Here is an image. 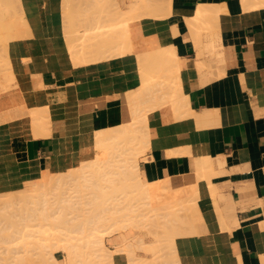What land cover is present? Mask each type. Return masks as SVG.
<instances>
[{"label":"crops","instance_id":"obj_1","mask_svg":"<svg viewBox=\"0 0 264 264\" xmlns=\"http://www.w3.org/2000/svg\"><path fill=\"white\" fill-rule=\"evenodd\" d=\"M163 1L161 16L147 10L119 27L135 0H0V28L8 23L7 37H13L6 40V29H0V197L43 171H66L93 158L94 132L129 122L132 110L152 103L147 98L133 104L126 97L146 90L143 81L151 77L154 85L143 96L171 95L179 109L168 99L146 111L141 178L168 181L161 202L193 196L194 214L200 216L192 225L196 232L174 236L168 264H264V0L155 4ZM68 4L72 22L90 12L91 20L85 17L91 23L70 25ZM214 7H220L218 13L204 17L213 18L211 28L206 19L198 29L188 24L196 9ZM71 27L78 34L69 33ZM64 31L77 36L70 39ZM82 31L107 32L109 45L98 59L76 65L66 43L79 42ZM166 51L173 54L169 65ZM39 106L49 116L43 131L30 117ZM103 241L113 252L112 264H129L120 231ZM54 255L62 259L65 252L57 249ZM136 256L149 257L140 250Z\"/></svg>","mask_w":264,"mask_h":264},{"label":"bare ground","instance_id":"obj_2","mask_svg":"<svg viewBox=\"0 0 264 264\" xmlns=\"http://www.w3.org/2000/svg\"><path fill=\"white\" fill-rule=\"evenodd\" d=\"M79 1L81 2V0H79ZM85 1H87V0H85ZM151 2H152L151 6L149 5V3H150L149 0H135V2L131 3L129 8L126 11V14L121 15V14H123L121 12V14H120L122 16L121 20L119 19L120 15L117 16L119 18H116V19L117 20L119 19L118 21H120V23L118 22L119 27H125L127 22L130 19H133V17L143 15L144 13L147 12V10L150 11V13L153 16L154 15L159 16L161 13L164 12V9H163V8H165L164 1L161 3L162 5L160 3H158V5L155 4V0H151ZM243 2H244V0H243ZM72 3L74 4L77 2L73 1ZM88 3H90V2L88 1ZM73 4H71V5H73ZM62 6H64V5H62ZM68 6L70 8L69 4H68ZM81 8H82V6H81ZM201 8L196 9L195 16L193 18L189 19L188 24L190 26H194L196 28L199 25L200 26L204 25V23H203L204 19H206L205 22L208 20V23L209 22L211 23L213 18L212 19H210V18L212 16H215L218 13L220 7L219 8L214 7V9H212V11L211 10L205 11ZM63 9H64V7H63ZM71 9H72V7L70 8V10H68L70 13L67 12V14H65V15H67V17H68V15H70L67 18L68 23L70 25L72 24L74 26L78 22H79V24L82 22L84 25V23H86V21H88L87 17H85V16H88V18L91 17V16H89L91 14L90 12L89 13L85 12L86 15H81V13H80L79 14L80 17L78 16L79 18L77 17V19H74V20H79L80 18H81V20L74 23L71 21V18L73 20V17H72L73 13H71L72 12ZM167 10H168L167 13L165 11L166 14L164 13L162 15L169 14L168 13L169 9H167ZM65 12H66V10H65ZM77 12L78 11H76V13ZM127 13H130V14H127ZM74 15H75V13H74ZM76 15H78V14H76ZM76 15L74 18H76ZM208 15H210L211 17L210 16H209V18L207 17L208 19L204 18ZM217 17H218V15L216 16V18ZM92 18H93V16H92ZM9 19L7 18L6 20H9ZM116 19L114 18V20H116ZM64 20H65V16H64ZM90 20H91V18H90ZM4 22H7V21H4ZM88 22H90V21H88ZM113 23H115V22H113ZM208 23L205 26H208ZM210 23H209V26L207 29H209V27L211 28ZM21 25H23V24H21ZM118 25H116V26H118ZM7 26H9L8 23H7ZM7 26H5V24H4V28L6 29L5 30L6 32L4 34L6 35V38L4 37L5 35H2L3 38H5L6 40H7V38L12 37V36L7 37V31H8L9 35L11 34V33H9V30H7L8 28H11V27H7ZM15 26L18 29L19 26H17V23ZM4 28H2V29H4ZM80 28H81V25H80ZM199 28H201V27H199ZM204 28H202V29H204ZM17 29H14V31L16 30L18 32L17 34L21 35V33H19L20 30H17ZM19 29H21V28L19 27ZM66 29H64V30H66ZM73 29L74 28H72V27L70 29L68 28V32L78 34V32H75L78 29L77 30L76 29L73 30ZM112 29L113 28H111V30ZM196 29H198V28H196ZM12 31L13 30L11 29L10 32H12ZM14 31H13V33H14ZM83 32L84 31H82V33ZM91 32H89V33L84 32L83 36H82V33H80L81 35H78V37L80 36L79 38H81V41L79 39H77L78 37L75 38V40L79 41V42L76 41L77 43H72V42H71V44H70V42L66 43L67 44L66 46L68 47V50L72 55L71 59L73 58V61L74 60L76 61V65L77 64L79 65V63L77 61H79V62L81 61L84 63L85 60L86 61H88L87 59L93 60L96 58V56L98 59L99 54L102 55L101 53H105L104 50L107 48V45H109L108 43H105V42H107L105 39V37H107V36L104 37L105 33H106V35H108L107 32H104V34L99 32V31H98L99 33H93L96 31H93L92 33ZM108 32L111 33L112 31H108ZM63 33L66 34L67 32L64 31ZM110 33H109V35H110ZM65 34H63V36ZM77 34H75V35L77 36ZM66 35L69 36L68 38H70V39H71V36H73V37L75 36V35H68V33ZM216 35H218V34H216ZM113 36H114V34H113ZM125 36H126V34H125ZM14 37H15V35H14ZM70 39H68V40H70ZM72 40L75 42L74 38ZM124 42L122 41V43H124ZM104 43H105L106 47L104 46ZM196 45L198 46L199 44L197 43ZM207 46L208 47L206 49H208L209 50L208 52L211 53L212 47L210 45H207ZM216 47H218V44ZM209 48H211V50ZM118 49H121V48H118ZM206 49H203V51ZM115 50H116V48H115ZM115 50L110 51V52H108L109 50H107L108 54L107 53L106 54L109 55V53H111V52L116 53ZM215 50L216 51L218 50V57H221L220 56L221 54H219L220 48H215ZM116 51L118 52L120 50H116ZM199 51L201 53L203 52L202 49L201 50L199 49ZM123 52H124V50L120 51V53H123ZM216 53H215V55H216ZM106 54H104V56H106ZM163 55L165 56V59L167 60V64H168V62H169V64H170V62L172 63L173 54H171L169 51H166L162 54V56ZM140 56H141V53H140ZM53 62H55V61H52V63ZM93 62H95V61H93ZM7 67H8V64H7ZM158 70H161V67H159ZM3 75L5 76L6 74H3ZM10 76H12V75H10ZM6 78H7V76H6ZM153 81L154 80L151 79V77L147 78L145 81H143V87L147 86L146 90L143 88V90L141 89V91H137V92L134 91L135 92L134 94L126 96L129 103L132 100L138 101L139 99L145 100L148 98L149 100H152V103L149 106H145V107L143 106L142 108L138 107L139 110L135 109L136 111L132 110L133 112L129 113L130 115L132 113L131 120L129 122L122 123V124L115 126V127H111V128H107V129H103V130H99V131L94 132V134H93L94 143H95V147L98 150V152L96 153V155L93 158L88 159V160H84V161H80V163L77 166L73 167L72 169H66V171L58 172L56 174L53 173L50 175L48 172L43 171L42 176L39 179L31 180L28 182L26 181L27 183H24V184H26V186L24 188L20 189L19 191L17 190L15 192H11V193L7 192L6 198L5 199L2 198L3 201H2V205L0 206V211L1 210L4 211L6 209L7 210L4 211L3 213H1L0 216L5 215V216L12 217L13 215H15V212H17V211L18 212L16 213V215H18L19 213L20 214L23 213L24 215L26 214V216H30L28 218H31V216H34L32 218H34V220H37L38 224L41 225L40 227H42V228H39V225H34L35 227L37 226L36 227L37 232L42 234L39 236L40 238L37 237L40 240L36 241V243L39 242V245H41V244L42 245L40 247L36 243L34 245H29L30 244L29 239H30L31 235L28 234L26 230L30 229L31 233H32V231H34V229L31 227L26 228L29 225V223L27 224V223L23 222V224L21 223L19 226V222H17V225H15L16 221L14 222V220H12L8 217H5L7 219V221L4 222L3 221L4 217L1 216L0 217L1 221L4 223L3 224H1L2 222L0 223V243H2L3 245H5L3 242L9 243V246H6V249L4 247V249H5L4 251H1V250H3L1 248H3V247H0V264H60V262H62L61 259H58L57 257H55V255L51 252L50 248L52 246L54 248L56 247V249H57V247H58V249L61 247L62 249L66 250L65 262H67L68 264H112V262H114V261H112V259H113L112 253L113 252L111 250H107L108 248L105 247L103 238H104V236L110 235V234L115 233L117 231H120L122 239H125V241H123L121 244H122L123 250L125 251V253L127 255V258H128L127 261L131 262V260H135V259H133L134 258L133 255H135V249L136 248H142V249L146 250V252L148 251L151 256H150V258H147L148 259L147 261L137 259L136 264H157L156 260L159 259V257H161V254H159L160 249L164 250V248H162V247H166V249L168 248L171 250L172 245H175V244H173V241H174L173 239H174V236L176 234H183V233H185V231H188L189 229H190V231H188L189 233L195 231L194 228H192V225L195 223L196 219L200 216H198V214H194V200H193L194 197L191 195L192 197L185 198L184 200H181L182 199L181 198L180 201H175L172 203L161 202V196L160 195H161V193L164 192V190L169 185L168 181H166L162 178L163 179L162 181L160 180V181L147 182L141 178V175L139 172V164H138V160L136 159V154L139 152V149L141 148L140 144L141 143L146 144L147 134L145 133L146 132L145 127L143 128V125H145V120H146V118H145L146 111L149 110L150 108L154 107L155 105L161 103V102L163 103V101H166L168 99L173 101L175 109H179V104H177V102L175 101L174 98L170 97L171 95L166 96V97H155V95L152 97L151 96L150 97L143 96V92L148 90L149 84L150 83L153 84L152 83ZM3 86H4V83H3ZM148 93H147V95H148ZM153 93H152V95H153ZM165 93H167V92H165ZM145 94H146V92H145ZM134 101H132V103ZM133 104H135V103H133ZM23 109H24V107H23ZM46 110H47V107H46ZM18 113H17V115H18ZM30 115H31L30 117H32L33 126L35 125V128L37 127L41 130V128H43V126H45V125L47 126V123H48L47 118L49 116H47L48 114L46 113L45 109L42 108V106L41 107L39 106V110L34 111V109H33V111L30 112ZM41 131H43V130H41ZM36 133H38V132H36ZM36 133L33 132V134H36ZM43 134H45V132ZM37 135H39V134H37ZM90 135H91V133H90ZM79 136H78V139H79ZM82 140H83V138H82ZM112 140H114V142H111V144H107V143L104 144L105 141L109 142ZM80 145H83V144L81 143ZM87 147H88V144H87ZM183 148H185V147H183ZM82 149H83V147H82ZM130 149H131V153L134 156L132 157V156H130L132 154L127 153V154H129V156L131 158L126 157V159H125L123 157V155H126V151L127 152H128V150L130 151ZM123 153H125V154H123ZM127 158H129V159H127ZM78 162H79V160H78ZM212 162H213V160H212ZM219 163L220 162H218L217 164H219ZM84 168H88V170H84ZM212 168H213V166H212ZM212 171H214V168ZM207 173H208V171H207ZM54 174L56 175L55 177H53ZM208 175H209V173H208ZM105 183H109L111 188H114V184L117 183L123 189L130 187L132 190V195L130 198H131V200L135 199V202H132L131 205L126 206V210L132 212V215H130V216H133L132 221L135 223V226L137 227V229L140 228L139 230H136L135 238L133 239V241H127L126 240L127 238L122 233V232H126L128 229V224L124 223L125 219L121 218V217L125 216L127 214V212H121V210H122L121 206L116 205L118 203H108L107 202V200L110 198L105 193L103 194V191H102V188L104 187ZM121 188H120V190H121ZM147 198L148 199L151 198L150 201H148ZM141 200H143V201H141ZM94 201H98V202L95 203ZM107 205L110 207V210L108 212L106 209ZM145 205L146 206L150 205V206L147 208H144ZM130 206H131V208H130ZM15 209H17V211ZM11 211H13L12 214H11ZM7 213H8V215H7ZM195 215H197L198 217L196 218ZM26 216L22 215V217L27 218ZM14 217H13V219H15ZM35 217H37V218L35 219ZM72 217L76 218V219L74 220ZM49 218L54 220L55 222L60 223V225H55L54 227L50 226L51 232H50V229H48L49 231H47V229H46L49 227L45 228L44 224H41V220L46 221ZM38 219H40V220H38ZM69 219H71V220H69ZM11 221H13L15 224L13 225V222H11ZM28 222H30V221H28ZM86 224H88V226ZM13 226H15V227H13ZM17 226L21 227L20 229H23L22 227H24L23 231H25V235L20 234V233H22V231ZM29 226H31V225H29ZM45 226H47V225H45ZM56 226H57V228H56ZM32 227H33V225H32ZM15 228L17 230H14ZM25 228H26V230H25ZM52 228L53 229L56 228L57 231L60 230L58 233L54 229V231L58 234V236H57V234L55 235L53 233ZM42 229H44V230H42ZM143 229H146L147 230L146 233L151 235L152 239H150V241H144L143 240L144 232L139 233ZM191 229L193 231H191ZM36 230H35V232H36ZM45 230H46V232H44ZM10 232H12V233H10ZM14 232H15V234H13ZM37 232H36V234H37ZM47 232L48 233L50 232L49 233L50 236L47 235L48 234ZM60 232H61V234H60ZM188 232H187V234H188ZM43 233H44V236H43ZM51 233L54 234L55 237L54 236L51 237ZM45 235H46V238H45ZM51 240H52V242H50ZM73 240H75V241H73ZM46 241H49V242L46 243ZM12 242L14 244H18V242H19V246L15 245V247H14V245L11 244ZM10 244L13 246H11ZM34 246L36 247V251H35ZM27 247H29V249L33 248V250L35 252L32 249H31V251H32L31 252ZM9 248H11V249H9ZM42 248H45L46 252H45V249H42ZM54 248H52V249L54 250ZM83 248L86 250H84ZM38 249L41 251H39ZM49 249H50V251H49ZM42 250H44V251H42ZM174 250H175V248H174ZM81 251L82 252L84 251L83 252L84 255L82 254ZM172 251H173V249H172ZM175 252H176V250H175ZM168 262H169L168 260L167 261L165 260V261H162V264H168Z\"/></svg>","mask_w":264,"mask_h":264},{"label":"rangeland","instance_id":"obj_3","mask_svg":"<svg viewBox=\"0 0 264 264\" xmlns=\"http://www.w3.org/2000/svg\"><path fill=\"white\" fill-rule=\"evenodd\" d=\"M0 39H2V37L0 36ZM111 142H114V140H112V141H105V143L104 144H111ZM140 149H139V152L136 154V159L138 160L139 158H141V155L144 153V150L142 151L141 149L143 148L141 145H140ZM127 153H130V154H132L131 153V149H130V151L128 150V152L126 151V155H123V154H125V153H123L122 155H123V157L126 159V157H129V158H131L130 156H134L133 154L132 155H130L129 156V154H127ZM128 155V156H127ZM129 158H127V159H129ZM84 170H88V168H84ZM56 174V173H55ZM54 174V176L53 177H55L56 175ZM51 175V174H50ZM70 184V183H69ZM68 185V184H67ZM73 185V184H72ZM65 186V185H64ZM69 186V185H68ZM67 186V187H68ZM120 188H121V186H119L117 183H115L114 184V188H111L110 187V185H109V183H105L104 184V187L102 188V191H103V194L105 193L110 199H108L107 200V202L108 203H118V204H116V205H119V206H121V208H122V210H121V212H127V214L125 215V216H123V217H121V218H123V219H125V222L124 223H127L128 224V229H127V231L126 232H122L123 234H124V236L127 238L126 240L127 241H133V239L135 238V232H136V230H139L140 228H138L137 229V227L135 226V223L132 221V219H133V216H130V215H132V212H130V211H128V210H126V206H129V205H131V203L132 202H135V199H132L131 200V195H132V190H131V188L130 187H127V188H125V189H123V188H121V190H120ZM6 197H3V199H5ZM148 199V198H147ZM150 199L151 198H149L148 199V201H150ZM0 206L2 205V198L0 197ZM141 201H143V200H141ZM95 203H97L98 201H94ZM145 202V201H144ZM147 205V204H146ZM145 205V207L144 208H147V207H149V206H146ZM130 208H131V206H130ZM106 209H107V212L110 210V207L107 205V207H106ZM7 210V209H6ZM6 210H4V211H6ZM16 211H17V209H15ZM3 210H1L0 211V214L1 213H3L4 212ZM106 211V210H105ZM18 212V211H17ZM17 212H15V215H13L12 217H9V216H5V215H1L2 217H4V222H6L7 221V219L5 218V217H8V218H10V219H12V220H14V222L16 221V224L13 222V221H11V222H13V225L15 224V225H17V222H19V226H20V224L22 223L23 224V222H25V223H29V225H31V226H27L26 228H29V227H31V228H33L34 229V231H32V233L30 232V229H28V230H26V228H25V230L27 231V233L28 234H30L31 235V237H30V239H29V241H30V244L29 245H34L35 243H36V241H39L40 239H38V238H40L39 236L40 235H42V234H40L39 232H37V230H36V227L34 226V225H39V228H42V227H40L41 225L40 224H38V221L37 220H34V218H32V217H34V216H31V218H28V217H30V216H26V214L24 215L23 213L22 214H18V215H16V213ZM10 213V212H9ZM13 213V211H11V214ZM7 215H8V213H7ZM21 215V216H20ZM22 215L23 216H26L27 218H25V217H22ZM0 216V217H1ZM15 216V217H14ZM13 217L15 218V219H13ZM70 217V216H69ZM37 217H35V219H36ZM73 218V217H72ZM3 219V218H2ZM74 220L76 219V218H73ZM9 220V219H8ZM38 220H40V219H38ZM48 220V221H47ZM46 221L44 220V221H42L41 220V224H44V227L46 228V227H49V228H46L47 229V231H49L48 229H50V226H55V225H60V223H58V222H55L54 220H52V219H47ZM69 220H71V219H69ZM28 221H30V222H28ZM2 221H1V218H0V223H1ZM4 222H2L1 224H3ZM32 225H33V227H32ZM45 225H47V226H45ZM87 226H88V224H86ZM23 226V225H22ZM26 226V225H25ZM43 226V225H42ZM13 227H15V226H13ZM18 227V226H17ZM16 227V228H17ZM14 229V230H17V229ZM19 229L21 228V227H18ZM23 229H20L21 231H22V233H20L21 235H25V231H23L24 230V227H22ZM44 228V229H45ZM56 228H57V226H56ZM56 228H54L55 230H56ZM13 229V228H12ZM44 229H42V230H44ZM53 229V228H52ZM54 229H53V233L56 235L57 233L54 231ZM35 230H36V232H37V234H36V232H35ZM40 231V230H39ZM57 231V230H56ZM60 231V230H59ZM59 231H57L58 233H59ZM143 232H144V235H143V240L144 241H150V239H152L151 238V235H149L148 233H146L147 232V230L146 229H143L142 230ZM34 232V233H33ZM41 232V231H40ZM44 232H46V230L44 231ZM50 232H51V229H50ZM49 232V233H50ZM10 233H12V232H10ZM48 233V232H47ZM49 233L47 234V235H49ZM13 234H15V232L13 233ZM54 234H52L51 233V237H53L54 236ZM60 234H61V232H60ZM59 234V235H60ZM74 235V234H73ZM76 235V234H75ZM20 236V235H19ZM43 236H44V233H43ZM50 236V235H49ZM57 236H58V234H57ZM150 237V239H145V237ZM38 237V238H37ZM55 237V236H54ZM44 238V237H43ZM45 238H46V235H45ZM38 239V240H37ZM49 239V238H48ZM51 239V238H50ZM53 239V238H52ZM35 242H34V241ZM73 241H75V240H73ZM123 241H125V239H123ZM47 242H49V241H46V243ZM50 242H52V240L50 241ZM5 245H3L2 243H0V247H3V248H1V249H3V250H1V251H4L5 249H6V246H9V243H5V242H3ZM43 243V242H42ZM45 243V242H44ZM45 243V244H46ZM11 244H13L14 245V247H15V245H17V246H19V242H18V244H14L13 242L11 243ZM10 244V245H11ZM37 245H39V242L38 243H36ZM54 244V243H53ZM13 245H11V246H13ZM42 245V244H41ZM41 245H39V247L41 246ZM52 245V244H51ZM10 246V247H11ZM4 247H5V249H4ZM35 247V246H34ZM43 247V246H42ZM13 248V247H12ZM19 248V247H18ZM17 248V249H18ZM28 249H29V247H27ZM47 248V247H46ZM49 248V247H48ZM52 248H54L53 246L50 248L51 249V252L54 254V251L55 250H57L58 249V247H57V249H56V247L54 248V250L52 249ZM85 248V247H84ZM83 248V249H84ZM107 248V247H106ZM162 248H164V250L163 249H160V252H159V254H161V257H159V259H157L156 260V263L157 264H162V261H167L169 258H171V257H173V255H172V253H171V250L170 249H166V247H162ZM8 249V248H7ZM9 249H11V248H9ZM32 250H33V248H31ZM31 249H29L30 251H31ZM42 249H45V248H42ZM50 249H49V251H50ZM142 248H136L135 249V255H133V259H135V260H131V262H129V264H136V262H137V259H139V260H148L147 258H150V253L147 251L146 252V250H144V249H142ZM39 250V249H38ZM48 250V249H47ZM53 250V251H52ZM59 250H62V251H64L65 252V257H61L62 259H61V261L62 262H60V264H68L67 262H65V260H66V250H64V249H62L61 247L59 248ZM81 250V249H80ZM79 250V251H80ZM84 250H86V249H84ZM108 250V249H107ZM137 250H140V251H142V252H144L145 254L147 253L148 255H149V257H137L136 256V251ZM144 250V251H143ZM34 251V250H33ZM35 251H36V247H35ZM34 251V252H35ZM39 251H41V250H39ZM42 251H44V250H42ZM163 253H162V252ZM6 252V251H5ZM32 252V251H31ZM45 252H46V249H45ZM82 252V251H81ZM84 252V251H83ZM83 252H82V254H83ZM40 253V252H39ZM4 254V253H3ZM163 254V255H162ZM171 254V255H170ZM84 255V254H83ZM165 257V258H164ZM169 257V258H168Z\"/></svg>","mask_w":264,"mask_h":264}]
</instances>
